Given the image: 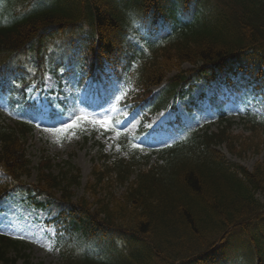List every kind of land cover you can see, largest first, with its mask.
Here are the masks:
<instances>
[{"label": "trees", "instance_id": "obj_1", "mask_svg": "<svg viewBox=\"0 0 264 264\" xmlns=\"http://www.w3.org/2000/svg\"><path fill=\"white\" fill-rule=\"evenodd\" d=\"M126 1L54 0L28 26L0 29V77L7 62L16 55L13 52L35 44L40 36L43 46L49 40L43 36L55 30L81 31V21L91 16L101 54L110 55L118 50L116 60L125 63L139 60L133 67L130 82L137 89L128 102L131 110L154 113L165 109L171 101L182 99L188 93L183 91L185 86L190 88L193 81L211 83L230 59H239L264 88V0ZM181 9L190 12L192 19L173 29L167 41L139 50L128 40L136 20H152L162 15L173 20L183 12ZM65 45L62 40L44 46L42 58L29 65L42 68L45 62L52 64L54 52ZM40 48L31 52L39 53ZM105 59L108 58L98 61L103 64ZM183 64L191 69L183 70ZM16 68L19 71H14ZM9 70L19 76L28 72L23 63ZM173 72L176 74L166 79ZM160 85L156 94L145 99L150 87ZM233 124L224 119L218 122L216 131L188 132L180 142L161 150L153 164H149L150 155H140L134 149L128 159L115 158L108 163L106 158L102 171L93 169L94 182L87 184L84 194L73 203L70 189L80 185L78 170L67 163L54 175L51 165L46 163L38 169L36 185L25 183L21 177L28 176L30 170L24 145L17 140L14 130L3 125L0 117V169L11 180V188L7 190L10 193H25L27 200L40 207L32 194L54 195L52 191H55L69 205L68 213L60 216L63 225L59 231L63 236L57 243L61 264H156L154 256L160 264H173L209 249L220 241L224 232L245 225L263 210L264 201L261 203L255 194L260 192L264 199V166L257 164L249 173L225 160L218 147L225 145L238 158L248 152L257 154L259 146L254 137L264 122H246L251 131L246 141L231 135ZM27 132V128L18 130L22 136ZM121 146L131 148L127 143ZM134 173L135 178L130 182L129 176ZM113 183L121 186L128 183L121 197L115 198L113 192H107L99 198L98 190ZM86 196L92 203H88ZM92 207L96 210L91 213ZM73 229L82 237L90 236L93 243L90 247L101 249L103 258L73 251L75 246L68 239ZM129 241L134 243H124ZM18 248L21 244L0 236V260L5 261L7 253ZM123 249L131 251L129 261L123 259Z\"/></svg>", "mask_w": 264, "mask_h": 264}, {"label": "rangeland", "instance_id": "obj_2", "mask_svg": "<svg viewBox=\"0 0 264 264\" xmlns=\"http://www.w3.org/2000/svg\"><path fill=\"white\" fill-rule=\"evenodd\" d=\"M223 79L226 75H222ZM48 85L50 87L53 86L50 78L47 79ZM220 89H217L215 86L211 91H209V95L218 91L220 92L219 99H223L225 95L229 91L228 89H224V87L220 86ZM197 96V92L194 94ZM113 95L109 96L112 97ZM108 97V95H106ZM34 100L38 102L43 111H46L47 108L44 106V101L39 102L38 97L35 96ZM72 98H70V101ZM107 110L112 103L111 99H107ZM239 104V103H238ZM178 110L181 113L182 118L187 122L189 118L182 111L181 104H178ZM231 109V106H228ZM238 106L234 107L237 108ZM240 107V106H239ZM233 108V107H232ZM106 110V111H107ZM125 110V109H124ZM121 111V110H120ZM76 112L75 108L70 112L73 114ZM103 113V111L101 110ZM124 115V119L120 121V124L125 128L129 133H133V131L138 127L139 120L131 118L127 112L122 113ZM206 114L210 115V110L207 108ZM204 117V116H203ZM208 117V116H206ZM8 123H12L7 116ZM167 115H159L154 117L152 121L146 125L147 128H154L159 125L162 121H166ZM173 116L169 118L172 120ZM94 123L91 122V125ZM103 124L96 125L95 128L87 125L85 127L84 136L87 139H84L82 135H70L65 140H60L55 136V133H52L47 130L46 127H38L33 136L28 140V154L32 161V169L37 167V162L40 159V156L43 154L52 159L54 164L61 163L62 161H66L71 157V162L80 170L81 174V183L85 184L89 179L91 167L96 160L97 157V146L95 145L96 141H100L104 144L105 150L108 155L118 154V139L115 136L103 137L100 129L103 128ZM241 132L240 128H236L234 133ZM158 137H164L163 134H159ZM264 139V138H263ZM121 155H125L121 153ZM231 161H234L230 159ZM256 162H264V150L260 153L259 156L247 155L244 159H242L239 163L251 169ZM33 176L31 180L35 178V170L32 171ZM32 182V181H31ZM121 189H118L116 193H120ZM82 193L81 190L76 191V195L79 196ZM59 204L54 203V205L50 206L46 210L42 211H31L26 210L25 208L15 209L11 207L6 209V206H2L1 208L5 209L0 214V223L2 219L5 218L3 222H5L4 226L2 225L0 229H7L10 233L15 236H19L26 241H30L29 249L26 252L28 254L27 262L23 258H19L15 261L14 264H58V258L55 253L48 249V246L51 243L53 238V227L43 224L44 220H49L54 216L55 213L59 212L61 206ZM10 257H13L10 254Z\"/></svg>", "mask_w": 264, "mask_h": 264}]
</instances>
